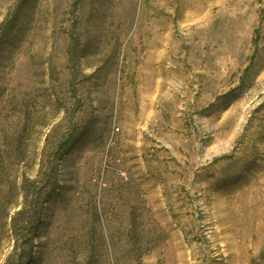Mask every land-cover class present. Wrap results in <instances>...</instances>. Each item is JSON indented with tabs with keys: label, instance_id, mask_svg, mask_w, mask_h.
<instances>
[{
	"label": "rangeland",
	"instance_id": "rangeland-1",
	"mask_svg": "<svg viewBox=\"0 0 264 264\" xmlns=\"http://www.w3.org/2000/svg\"><path fill=\"white\" fill-rule=\"evenodd\" d=\"M21 251L264 264V0H0V264Z\"/></svg>",
	"mask_w": 264,
	"mask_h": 264
},
{
	"label": "trees",
	"instance_id": "trees-1",
	"mask_svg": "<svg viewBox=\"0 0 264 264\" xmlns=\"http://www.w3.org/2000/svg\"><path fill=\"white\" fill-rule=\"evenodd\" d=\"M27 202L29 201V197L27 196L26 198ZM26 210H27V207L25 209H22L20 210L17 215L14 217V224H13V230H14V236L16 238V248L17 250L19 251V249H21V245H20V239L21 238H24L25 236L22 235L20 232H19V226H18V223L20 222V218L21 216H23L25 213H26ZM30 233V231L28 232ZM27 235V234H26ZM28 237H25V242H29L30 239V236L31 235H27ZM103 237H104V234H103ZM22 253H18V258H19V264H22L23 260H24V255H25V252L24 251H21Z\"/></svg>",
	"mask_w": 264,
	"mask_h": 264
}]
</instances>
